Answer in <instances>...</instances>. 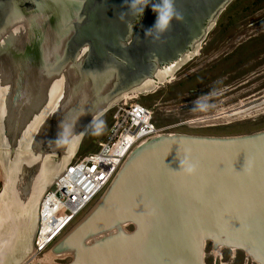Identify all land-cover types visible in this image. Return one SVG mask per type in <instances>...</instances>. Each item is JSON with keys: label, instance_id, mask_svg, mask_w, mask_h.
Listing matches in <instances>:
<instances>
[{"label": "water", "instance_id": "water-1", "mask_svg": "<svg viewBox=\"0 0 264 264\" xmlns=\"http://www.w3.org/2000/svg\"><path fill=\"white\" fill-rule=\"evenodd\" d=\"M230 1L176 0V8L183 14L182 21L174 20L160 40L153 39L155 33L146 38L145 31L156 20L151 13L127 47L124 44L130 25L138 15L127 14L121 19V13L128 12L125 0H99L94 9L83 8L80 25L71 23L72 35L63 45L61 55L57 52L62 46L60 41L53 53L49 49L45 56L37 57L35 68L23 71L17 65L23 64L21 61L29 47L23 55L7 50L14 58L11 64L14 74L8 84L11 89L9 87L8 93L3 95L0 141L5 138L9 151L18 150V140L11 137L8 119L13 118L12 127L17 130L23 115V108L18 106L23 94H27L24 98L28 100L27 106H34L29 91L33 89L36 94L34 89L40 87L48 93V82L62 76L67 79L62 86V104L41 126V134L38 132L34 137L29 151L56 156L58 161L67 159L63 155L65 148L54 150L45 143L56 138L61 120L75 123L76 134L86 133L85 127L92 118L101 117L116 97L138 86L156 65L176 60L195 41L202 39L209 24ZM43 2L0 0V34L4 26L9 27L13 22L11 9L25 10L27 15L36 12ZM85 46L88 53L77 63V54ZM3 49L0 46V52H4ZM33 77L37 85L30 87ZM109 79L114 85L103 91ZM184 158L197 165L196 174L179 171V159ZM40 168L41 164L27 169L30 179L19 187L23 201L29 197L33 185L30 180ZM99 211L103 216L93 227L100 229L113 222H125L133 224L135 232L88 249L85 257L93 264H203L207 237H222L228 243L253 251L264 262V132L234 138L162 137L154 140L128 160ZM30 224L23 234L31 228ZM87 228L79 230L83 232ZM30 231L22 242L30 237ZM81 231L76 230L71 236ZM14 232L8 241L16 235ZM14 256L6 254L12 262Z\"/></svg>", "mask_w": 264, "mask_h": 264}, {"label": "rangeland", "instance_id": "rangeland-1", "mask_svg": "<svg viewBox=\"0 0 264 264\" xmlns=\"http://www.w3.org/2000/svg\"><path fill=\"white\" fill-rule=\"evenodd\" d=\"M263 16L264 0H232L214 20L213 26L214 24L215 26L205 36L203 44L207 46L202 45L203 49L199 52L200 54L195 58L191 56L193 59H189L190 61L179 70L180 73L199 72L200 74L190 76L179 86L166 85L164 80H159L154 85L153 93L141 92L135 99L120 100L113 104L100 117L107 125L104 134L93 137L89 129L81 139L74 155L67 158V163L82 159L96 150L97 143L106 136L112 123L114 106L126 102H137L151 108L155 113V123L159 127H168L190 119H199L203 122L189 127L175 128L170 132V134H175L174 136L234 138L264 132V34H261V31H264L261 28L264 24ZM230 40L231 44L228 43ZM229 47L236 49L234 53L224 52ZM202 65L209 68L198 70ZM174 77H178V74ZM195 87L204 90L200 95L187 97V88ZM197 101L203 107L194 103ZM208 117L209 119H206ZM49 160L50 164L54 165L52 174L57 173L58 175L66 160L58 161L56 156L50 157ZM1 190L2 182L0 181V192ZM95 200V203L93 202L81 213L44 254L35 256L33 241L37 226L31 238V247L28 251L24 249L22 255L26 254L17 264H33V262L48 264L49 259L46 254L52 250L60 257L53 259V263L49 264H93L89 257H85L88 249L120 236L129 237L135 232V226L127 224L120 235L112 234L108 238L92 241L86 246L83 245L84 248L78 246L79 254L75 257L68 254L61 256L56 245L60 241L62 245L69 239L73 230L95 207L100 198ZM218 253L219 257L220 254L222 255L221 258H217L213 243L205 242L203 264H255L242 251L232 253L222 248Z\"/></svg>", "mask_w": 264, "mask_h": 264}, {"label": "bare ground", "instance_id": "bare-ground-1", "mask_svg": "<svg viewBox=\"0 0 264 264\" xmlns=\"http://www.w3.org/2000/svg\"><path fill=\"white\" fill-rule=\"evenodd\" d=\"M80 4L81 3L74 2L73 0H44L43 3L38 5L36 12L27 15L25 14V10L17 8L11 9L10 18L14 17L12 20L13 22L11 23V25H9V27L4 26L2 28V33L0 34V46L5 49L4 52H0V117H2V110L4 109L3 95L5 92L8 93V88L11 86V84L10 86H8V84L9 82H11V80H13L12 75L14 74L12 73L13 68L11 65L14 63V58L11 55L7 54V50L13 49L14 52L16 51V53H20L21 55H23V53L26 51L25 49L29 47L27 48V56L23 58L24 60L21 61V59H19V62L21 61L23 64L18 63L17 65L18 68L23 71L28 70V67L35 68L38 63L37 57L40 55L45 56L44 54L47 53L49 49L50 51L52 50L53 53L55 51L56 46H58L59 48L60 41L62 43V46L57 52L59 55H61L64 49H62L63 45L65 44L67 39L72 35L71 20H74V18L77 17L76 13L79 10ZM29 43H31V45ZM87 53L88 49L87 46H85L77 54V63L82 62L83 59L86 57ZM66 80L67 79H63L62 76L61 78L57 76L52 78V80L48 82V93L42 91L39 87L38 89H34L37 93L33 94L34 91L33 89H31V91H29V99L30 102L34 104V106H27L26 102L28 100L26 101V99H24L27 94H23V99H20L21 104L18 105L21 109L23 108V115L21 118L22 121L19 119L20 126L17 130L12 127L13 118H9L7 121L8 127H10L9 129L12 131L11 137H14L16 138V140H18L19 146L18 150H16L15 152L12 150L11 152L8 150V146L6 145L7 140L4 138L0 141V151L2 152L0 154V178L4 182L2 192L0 193V264H17L19 261L22 260L23 255L26 254L24 253L22 255V252L25 251L24 249L26 248V251H28V249L31 247V238L33 236V233L35 234L37 228L36 214L39 202L41 200V196L46 190V188L49 186V184L56 181L59 174H61L66 168L65 165L67 163V159H64V161L66 160L63 163L64 167H61V170H59L58 175L57 173L52 174L54 165L52 166L49 160L52 155L47 154L45 156H42L29 151V147L33 143L34 137L38 135V132L41 134V126L45 123L47 119H49V117L56 113L58 107L62 104V96L64 90L62 86L63 82H66ZM36 82L37 79L33 77L32 80H30L29 82V86H36ZM152 83V78L143 79L138 86L126 92H123L118 97H116L109 104V107H111L113 104L120 100H132L135 99L138 95H140L141 92L145 93L150 91L149 89L150 87H152L150 86V84L152 85ZM41 84L42 83H40V85ZM113 85L114 82H111L110 79L107 80L103 91L111 89ZM145 88H147V90L144 91L143 89ZM17 91H19L20 93L22 92L21 89H18ZM11 96L12 94H10V97ZM28 109H30L31 112H28ZM25 115L28 118L24 119L26 117ZM173 137L188 136L171 135L166 136L164 138ZM77 143L80 144L79 139L75 141L71 146L66 147L65 150H63V155L66 156V158H71L74 155L76 148L78 147ZM127 162L128 161H125V164ZM40 164L41 168L39 172L37 173V175L34 176V179H32L31 177L32 181L30 180V182H33L31 193L27 200L23 201L21 198L22 193L19 191V187L23 184V182H26L30 179V176L27 173V169ZM125 164L122 166L120 171L123 169ZM120 171L118 172V174L120 173ZM118 174L113 180L110 187L105 191L103 196L95 205V207L73 230V233L75 230L81 231L79 230L81 227L88 228L83 230V232L81 231L77 233L73 238H71L72 236H69V239H67L64 244L60 245V241L56 245V249L61 252V256L68 254L69 256L73 255L75 257L76 254H79L77 252L78 246L80 248H84L83 245L86 246V244H89L92 241L95 242L100 239L102 240L108 238L112 234L118 235L123 233V227L126 225L125 222H113L100 229L93 227V225L96 224L97 219L103 216L101 215L103 213L99 211V208L103 204L109 190L112 188V185L115 183ZM19 179L21 181L20 184L18 183ZM7 217L9 218L8 220H6ZM29 222H31L30 237L27 236V241L24 239V242H22V238L25 237V235L30 230L29 229L26 234H23V230L28 226ZM14 231H16V235L14 234L13 238L8 241V239L11 237L10 235L15 233ZM204 241L213 242L216 256H218L219 254L218 251H220L222 248H225L231 250L232 252L242 251L255 264H264V262L253 251L248 249H242L237 245L228 243L227 240L223 239L222 237H207ZM47 250H45L44 253ZM8 253H13L15 255V259L13 262L12 260L9 261V259L6 258V254ZM46 257H48L49 259V264L53 263V259L60 257V255L57 256L54 250H52L48 254H46ZM33 264L40 263L33 262Z\"/></svg>", "mask_w": 264, "mask_h": 264}, {"label": "built area", "instance_id": "built-area-1", "mask_svg": "<svg viewBox=\"0 0 264 264\" xmlns=\"http://www.w3.org/2000/svg\"><path fill=\"white\" fill-rule=\"evenodd\" d=\"M154 116L151 108L137 102L114 106L112 123L96 150L70 162L43 195L33 241L35 256L43 254L95 199L102 197L125 161L172 128L159 127Z\"/></svg>", "mask_w": 264, "mask_h": 264}, {"label": "clouds", "instance_id": "clouds-1", "mask_svg": "<svg viewBox=\"0 0 264 264\" xmlns=\"http://www.w3.org/2000/svg\"><path fill=\"white\" fill-rule=\"evenodd\" d=\"M176 0H125L128 7L127 13H121V19L125 15H139L143 17L145 9L151 5V10L156 16L154 25L145 31V37L153 36L154 40H160L166 34L173 21L180 22L183 20V14L175 6ZM199 105V101L194 102ZM203 107V105H199ZM58 131L55 139H49L45 143L50 148L57 150L71 146L77 141L85 132L76 134L75 123H67L61 120L58 123ZM107 128L104 119L93 117L91 122L85 127V131L90 129V135L93 137L102 136ZM179 171L186 175H194L197 172V165L191 162L188 158L179 159ZM173 171V170H172ZM176 172V171H174Z\"/></svg>", "mask_w": 264, "mask_h": 264}, {"label": "flooded vegetation", "instance_id": "flooded-vegetation-1", "mask_svg": "<svg viewBox=\"0 0 264 264\" xmlns=\"http://www.w3.org/2000/svg\"><path fill=\"white\" fill-rule=\"evenodd\" d=\"M74 2H78V3H81L79 6V10H78V12L76 13V16L77 17H75L74 18V20H71V23L74 25V24H78V25H80V23H79V20H82L83 18H84V15H83V8L84 7H87L88 9L87 10H91V9H94L95 7H96V5L98 4V2H99V0H73ZM232 1V0H231ZM230 1V2H231ZM229 2V3H230ZM229 3L227 4V6L229 5ZM227 6L221 11V12H223L226 8H227ZM220 12V13H221ZM151 13H153L152 12V10H151V5H149L146 9H145V13H144V15H143V17H141V16H139L138 15V18H137V20L135 21V23H133V24H131L130 25V32H129V37H128V39L126 40V42H125V46H130L132 43H133V40H134V38H135V36H136V34L138 33V31L139 30H141L145 25L144 24H146V22L148 21V19H149V17H150V14ZM219 13V14H220ZM218 14V15H219ZM153 15H154V17H156L155 16V14L153 13ZM217 15V16H218ZM217 16H216V18H217ZM264 17V16H263ZM215 18V19H216ZM79 19V20H78ZM214 19V20H215ZM264 19V18H263ZM262 19V20H263ZM214 20H213V22H214ZM213 22L212 23H210L209 24V26H208V30H207V32H206V34H205V36L207 35V33L209 32V30H211L212 29V27H214L215 26V24H214V26H213ZM262 30H264V24H262ZM261 34H264V31H261ZM205 36L202 38V39H200V40H197V41H195L189 48H187L181 55H179L178 57H177V59L176 60H174V61H172V62H168V63H166V64H163V65H156V67L154 68V70L153 71H151L150 72V75L148 76V77H145V79H147V78H152V85L150 84V86H152V87H150V93H153V88H154V85L156 84V83H158L159 82V80H164L165 81V83L164 84H166V85H171V84H174L175 86H179V85H182V83H184L185 81H187L188 80V78L190 77V76H192V75H198V74H200L199 72H190V73H180L179 72V70L181 69V68H183V66H185L190 60H192L193 58H195L196 56H198L200 53V51L203 49V47H202V45L203 46H207L206 44H203V41H204V38H205ZM228 43L229 44H231L232 42H231V40L230 41H228ZM228 45V44H227ZM239 46H241V45H239ZM199 48V49H198ZM197 50H198V52H197ZM236 49H230V47L227 49V50H225L224 52H227V53H234V51H235ZM194 52V53H193ZM189 54V55H188ZM190 55L191 56H193V58H191L190 57ZM183 56V57H182ZM187 56V57H186ZM182 57V58H181ZM187 59V60H186ZM190 59V60H189ZM263 60H264V56H263ZM180 62H181V64H180ZM180 64V65H179ZM207 64H209V62H207ZM175 67V68H174ZM206 68H209L208 66H206V65H202V66H200L199 67V69L198 70H203V69H206ZM159 69V70H158ZM172 69V70H171ZM174 69V70H173ZM158 70V71H157ZM167 71V72H166ZM159 72V73H158ZM176 74H178V77H174V75H176ZM166 75V76H165ZM175 81V82H174ZM164 84H162V85H164ZM159 85V84H158ZM198 86V85H197ZM144 90V89H143ZM145 90H147V88L145 89ZM144 90V91H145ZM204 89H201L200 87H195V88H187V97H192V96H196V95H200L201 93H202V91H203ZM155 92V91H154ZM149 93V94H150ZM206 119H209V117L208 118H206ZM202 120H204V119H202ZM196 123H203V122H201V120H199V119H190V120H185V121H183V122H181V123H176L175 125H171L170 127H172L167 133H165V135L163 136V137H166V136H171V135H175V134H170V132L171 131H174L173 129H175V128H179V127H183V126H186V127H189V126H191V125H195ZM169 127V126H168ZM2 152L0 151V154H1ZM0 158H1V156H0ZM1 170V169H0ZM0 181L2 182V189H3V184H4V182L2 181V179L0 178ZM1 192H2V190H1ZM0 192V193H1ZM211 242V241H210ZM213 243V242H212ZM227 250H229V249H227ZM231 251V250H230ZM232 252V251H231ZM236 252V251H235ZM235 252H232V253H235ZM221 254H220V257L218 256L217 258H221Z\"/></svg>", "mask_w": 264, "mask_h": 264}]
</instances>
